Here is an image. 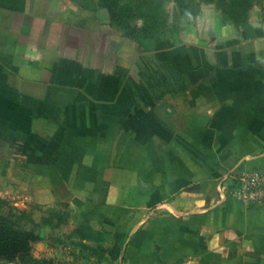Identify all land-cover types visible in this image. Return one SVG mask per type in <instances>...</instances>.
Returning <instances> with one entry per match:
<instances>
[{
  "label": "crops",
  "instance_id": "0c3cea01",
  "mask_svg": "<svg viewBox=\"0 0 264 264\" xmlns=\"http://www.w3.org/2000/svg\"><path fill=\"white\" fill-rule=\"evenodd\" d=\"M30 2L0 9V197L66 216L48 245L76 251L50 256L264 264V204L221 198L264 169V21L203 12L127 56L109 21Z\"/></svg>",
  "mask_w": 264,
  "mask_h": 264
},
{
  "label": "rangeland",
  "instance_id": "374dc122",
  "mask_svg": "<svg viewBox=\"0 0 264 264\" xmlns=\"http://www.w3.org/2000/svg\"><path fill=\"white\" fill-rule=\"evenodd\" d=\"M85 2H90V0H81ZM152 2V3H151ZM255 2L264 5V0H255ZM32 6L40 4V10L42 13H53V7L55 5L58 6V12H67L69 9H73L74 13L78 10L87 11L90 15V19L98 15L99 20L102 21H109L110 19L107 18V11L105 9L90 7L89 9L85 10L78 5V2L73 0H32ZM118 4L124 6L126 9L121 13V17L125 19L120 26H112L111 31L116 30L117 34L115 37V42H111V46L116 48V46L120 43H123L126 47L125 55H129L131 53V45L137 44L138 48L141 47L139 44L138 39L142 37L143 30L145 27L151 26L153 22L149 24L146 23L145 19L142 17V14L145 12L151 13L153 18H158V22L160 23V27L162 29L156 28V34L160 37L162 34L166 32H171L173 30H178L179 28L184 25L185 22L190 20H183L179 15V10L176 5L175 0H118ZM91 6V4H90ZM203 9V10H202ZM57 13V11H55ZM205 13V15L213 16L218 14L224 18L218 9L217 6L214 4H202L201 12ZM104 13V17L102 18L101 14ZM156 15V16H155ZM97 17V16H96ZM108 19V20H107ZM195 19V18H194ZM193 19V20H194ZM264 21L263 14L261 11V5H256L249 13L248 22L245 26L251 24L252 21ZM206 20L199 23L201 28H206L205 22ZM95 20L91 22L95 24ZM97 23V22H96ZM103 23V22H102ZM106 25L108 22H105ZM154 25V24H153ZM152 25V26H153ZM107 27V26H106ZM108 28V27H107ZM209 28V27H207ZM114 39V38H113ZM149 40V39H147ZM152 42V41H150ZM152 43H149L148 47H150ZM142 48V47H141ZM1 204H0V213L1 217L5 218L6 221H10L13 224V227L19 229L23 232H27L29 234H33L37 240L31 243L30 246V259L31 260H21L15 258L13 260H7L4 258H0V264H87V263H80V262H66L63 261H56L55 258L51 257V251H57L61 255H71V251L73 247L68 246L67 241H63L61 245L50 246L48 243L51 240V231L49 227L52 225H63L66 221V216L63 214L56 215L52 213L50 210L38 209L37 207L33 206L32 204H26L25 206L18 207L16 206L18 202V198L16 196H7L5 198L0 197ZM73 234V233H72ZM39 241H46L47 245L45 246L46 251L43 255L37 254L39 248H36L37 242ZM51 248L53 250H51ZM54 254V252H53ZM33 260V261H32ZM34 260L36 262H34ZM94 264V263H92Z\"/></svg>",
  "mask_w": 264,
  "mask_h": 264
},
{
  "label": "trees",
  "instance_id": "16d2710c",
  "mask_svg": "<svg viewBox=\"0 0 264 264\" xmlns=\"http://www.w3.org/2000/svg\"><path fill=\"white\" fill-rule=\"evenodd\" d=\"M73 1L78 2V5L85 10L90 7L105 9L112 26H120L125 22V19L120 15L126 8L118 4V0H90L88 3L81 0ZM175 2L179 10V15L183 20H193L196 18L201 12L202 4H214L224 17L223 20L235 26H245L248 22L250 11L256 5H261L264 19V5L257 4L255 0H175ZM24 7L25 0H0V9L22 12ZM153 16L148 12L142 14L147 24L150 22H153L152 25L154 24L153 26L145 27L142 37L138 39L139 44L145 48H148L149 43L153 44L159 39L154 29L159 28L160 23L158 22V18L155 17L154 19ZM160 28L162 29V27ZM36 240L37 238L33 234L14 228L13 224L1 217L0 213V258L7 260L17 258L21 262L26 259L31 260L29 258L30 246ZM34 262L36 261L34 260Z\"/></svg>",
  "mask_w": 264,
  "mask_h": 264
},
{
  "label": "built area",
  "instance_id": "2783aa9c",
  "mask_svg": "<svg viewBox=\"0 0 264 264\" xmlns=\"http://www.w3.org/2000/svg\"><path fill=\"white\" fill-rule=\"evenodd\" d=\"M221 198L244 204H264V169L242 170L232 174L221 190Z\"/></svg>",
  "mask_w": 264,
  "mask_h": 264
}]
</instances>
